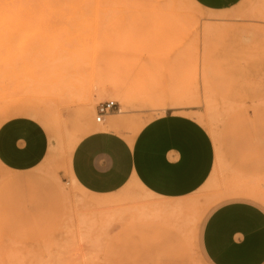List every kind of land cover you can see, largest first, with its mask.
Returning <instances> with one entry per match:
<instances>
[{"label":"rangeland","instance_id":"obj_1","mask_svg":"<svg viewBox=\"0 0 264 264\" xmlns=\"http://www.w3.org/2000/svg\"><path fill=\"white\" fill-rule=\"evenodd\" d=\"M106 101L117 108L103 126L130 143L166 114L196 120L214 145L208 181L175 201L136 182L107 196L76 187L68 155ZM17 119L42 130L48 155L26 175L0 162V264H209L207 214L239 198L264 209V0L222 13L193 0H0V128ZM40 185L54 196L37 205Z\"/></svg>","mask_w":264,"mask_h":264},{"label":"crops","instance_id":"obj_2","mask_svg":"<svg viewBox=\"0 0 264 264\" xmlns=\"http://www.w3.org/2000/svg\"><path fill=\"white\" fill-rule=\"evenodd\" d=\"M242 1L193 0L208 13L232 10ZM47 155L45 134L33 122L17 119L0 128V162L9 172H34ZM213 168L210 135L196 120L174 113L144 125L131 143L97 124L77 141L67 161L68 177L84 193L107 196L136 182L152 196L172 201L197 192ZM24 179L16 178L13 185ZM51 189L37 186L32 193L40 196L37 205L42 196L53 198ZM200 249L209 264H264V209L240 198L217 205L203 221Z\"/></svg>","mask_w":264,"mask_h":264},{"label":"built area","instance_id":"obj_3","mask_svg":"<svg viewBox=\"0 0 264 264\" xmlns=\"http://www.w3.org/2000/svg\"><path fill=\"white\" fill-rule=\"evenodd\" d=\"M117 108V104L113 101H106L98 104L95 110V123L102 124Z\"/></svg>","mask_w":264,"mask_h":264},{"label":"bare ground","instance_id":"obj_4","mask_svg":"<svg viewBox=\"0 0 264 264\" xmlns=\"http://www.w3.org/2000/svg\"><path fill=\"white\" fill-rule=\"evenodd\" d=\"M15 1V0H14ZM80 1V0H78ZM23 12V11H22ZM208 32V28L205 29V34ZM103 124V123H102ZM102 124H98V125H102Z\"/></svg>","mask_w":264,"mask_h":264},{"label":"snow or ice","instance_id":"obj_5","mask_svg":"<svg viewBox=\"0 0 264 264\" xmlns=\"http://www.w3.org/2000/svg\"><path fill=\"white\" fill-rule=\"evenodd\" d=\"M198 2H201V3H202V2H203V0H198Z\"/></svg>","mask_w":264,"mask_h":264}]
</instances>
